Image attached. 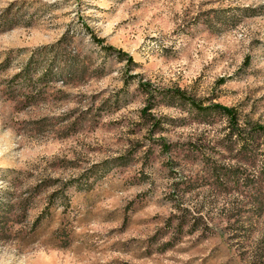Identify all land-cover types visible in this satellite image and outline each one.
<instances>
[{
	"label": "rangeland",
	"instance_id": "obj_1",
	"mask_svg": "<svg viewBox=\"0 0 264 264\" xmlns=\"http://www.w3.org/2000/svg\"><path fill=\"white\" fill-rule=\"evenodd\" d=\"M176 90L264 124V0H0V191L29 198L0 264H264V215L229 221L209 185L181 200L209 228L162 249L227 125Z\"/></svg>",
	"mask_w": 264,
	"mask_h": 264
},
{
	"label": "trees",
	"instance_id": "obj_2",
	"mask_svg": "<svg viewBox=\"0 0 264 264\" xmlns=\"http://www.w3.org/2000/svg\"><path fill=\"white\" fill-rule=\"evenodd\" d=\"M94 39L106 50L115 51L119 58L125 57L128 62L134 63L131 55L117 50L111 45H104L105 39ZM65 70L71 75L73 68L67 66ZM142 85L146 86L147 84L143 83ZM176 92L180 97L188 99L199 112H219L226 120L227 125L224 127V136L216 141L215 146L211 147L210 153L208 155L202 153V171L205 176H186L181 182L179 180L174 182L173 186L182 191L181 195L178 192L173 195L177 202L176 209L179 211V215L175 216L178 219L175 225L169 224L175 230L172 232L171 239L163 243L162 249L173 247L174 243L180 239L179 234L183 232L191 234L203 228H209L207 214L204 210L205 205L190 206L181 201L184 200L185 191L193 185H209L212 195L217 193V197H226L222 211L229 221L234 219L235 222L243 224L246 222L245 219H248L249 225L252 227L254 218L264 215V124L251 121L244 123L235 107L217 103L204 106L202 102L186 96L184 91L176 90ZM149 119L155 126L160 123V120L155 117L150 116ZM163 147L167 151L171 149L168 144H164ZM216 157H221L224 161ZM48 183L45 187L62 183L60 184L62 195L57 190L49 196L54 203L57 197H63L64 191L71 182L53 179L48 180ZM185 183L187 185L183 187V192L180 185ZM42 189L41 184L35 187L36 192ZM227 197H231V199L229 200ZM28 206L29 198H22L11 192L10 189L1 190L0 234L8 233L7 224L12 217L11 213L15 212L13 214L15 215L18 210H25ZM245 208L247 210H244ZM246 211L248 215L244 214Z\"/></svg>",
	"mask_w": 264,
	"mask_h": 264
}]
</instances>
